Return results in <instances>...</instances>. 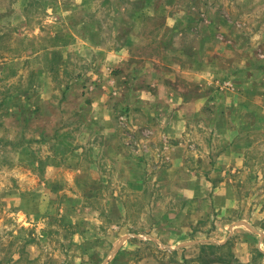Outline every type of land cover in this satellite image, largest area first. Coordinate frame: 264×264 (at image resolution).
Returning <instances> with one entry per match:
<instances>
[{
    "label": "rangeland",
    "instance_id": "obj_1",
    "mask_svg": "<svg viewBox=\"0 0 264 264\" xmlns=\"http://www.w3.org/2000/svg\"><path fill=\"white\" fill-rule=\"evenodd\" d=\"M194 1L0 0V264L176 261L180 252L154 228L186 202L162 183V170L172 159H193L196 145L204 163L228 158L237 145L246 160L234 177L246 181L236 186L239 209L263 204L264 86L243 85L248 74L236 73L239 89L223 88L216 80L228 77L223 71L200 79L164 61V49L192 44L180 31L195 29L204 12L183 13ZM182 16L187 24L172 23ZM164 80L169 99L157 88ZM146 87L159 97L150 101L163 120L155 127L184 136L169 142L149 133L130 111ZM178 93L204 103L185 108ZM179 111L180 122L172 120ZM185 250L188 264L211 258L209 249ZM231 253L227 246L213 254Z\"/></svg>",
    "mask_w": 264,
    "mask_h": 264
},
{
    "label": "crops",
    "instance_id": "obj_2",
    "mask_svg": "<svg viewBox=\"0 0 264 264\" xmlns=\"http://www.w3.org/2000/svg\"><path fill=\"white\" fill-rule=\"evenodd\" d=\"M194 2L186 3L183 13L189 16L187 9L191 7L203 9L204 12H200L196 24L194 23L195 29L191 28L189 31L185 26L180 31V35H184V39H188L192 44L189 43L190 46L187 45V47L185 43L178 44L177 51L172 47L164 49L163 57L166 64L178 71L183 69L196 71L195 75L200 79L201 76L197 75L198 73L211 74L223 71L219 73L227 74L228 77L222 79V82L225 81L226 84L222 85L221 80L216 79L218 85L223 88H227L228 85L238 88L242 79L235 74H248V78L246 76L244 78L243 85L250 82L252 86L254 84L257 86L258 83V86L262 88L264 76L263 79H257V77L264 75V0H205V2L197 0ZM207 13L209 17L202 16ZM201 16L203 18H200ZM185 21L187 24L188 19L182 16L172 23L185 25ZM180 41H183V37ZM190 58L193 60L189 61ZM162 82L166 84L165 80ZM162 82L157 84V88L163 87L164 98H168L166 96L172 94V90L167 84L166 88ZM146 88L145 98H137L128 103L130 111L139 114L138 120L148 129L153 130L149 133L153 132L159 137L164 135L169 142L172 137L184 136L185 130L170 131L166 129V126L161 129L155 127L163 120L158 115H153V106L150 101L159 97L154 96L149 87ZM178 97V103L185 104V108L198 103L200 109L205 99L198 97L186 100L183 93H178ZM181 115L182 111L177 112L173 115L175 119L172 120L180 122L178 116ZM227 117V120H238L237 115ZM178 122L176 124L180 127ZM149 133L147 137H151ZM236 147L237 150L229 149L228 152L232 155L222 161L219 160L220 162L216 160L217 155H215L219 150L214 149L215 157L211 162L204 163V152L196 145L197 152L194 153L193 159L191 156L189 160L182 159L175 162L172 159L170 167L163 168L165 171L162 170V173L166 177L162 178V183L174 186L177 189L175 193L179 201L184 200L186 205L164 212L163 215L168 219L154 228L156 229L154 235H158L159 238H157L168 246L170 252L176 250L180 252L176 261L165 260L162 264H188L190 256L186 254L185 248L191 246H198L201 250L209 249L206 257L211 258L207 264H264V200L261 199L263 204H254L253 207L248 208L245 206V210L241 213L240 193L236 186L246 181L234 177L240 173L241 167H245L246 160L240 158L243 151L237 145ZM177 149L179 150L180 147ZM159 178L161 177L157 176L156 180ZM159 182L161 184V181ZM262 183L264 181L260 176L258 184L262 185ZM113 212L117 216L120 210L117 211V208H114ZM197 223H207V225L199 229ZM148 229L151 230L150 227ZM143 234L140 235L144 237L145 234ZM197 234H204V237ZM151 236L152 234L149 236L146 234L145 237L150 239ZM227 246H231L232 249L228 258L220 259L215 255L216 250ZM149 260L153 262L152 257H144L138 262L151 264ZM105 261L94 264H110L107 260Z\"/></svg>",
    "mask_w": 264,
    "mask_h": 264
},
{
    "label": "trees",
    "instance_id": "obj_3",
    "mask_svg": "<svg viewBox=\"0 0 264 264\" xmlns=\"http://www.w3.org/2000/svg\"><path fill=\"white\" fill-rule=\"evenodd\" d=\"M219 258H220V259H223V257H220V256H219Z\"/></svg>",
    "mask_w": 264,
    "mask_h": 264
}]
</instances>
